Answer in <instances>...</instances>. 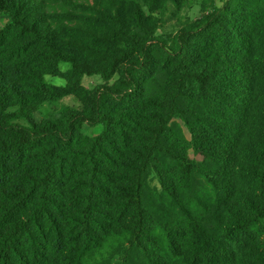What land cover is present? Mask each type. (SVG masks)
<instances>
[{"label":"trees","instance_id":"obj_1","mask_svg":"<svg viewBox=\"0 0 264 264\" xmlns=\"http://www.w3.org/2000/svg\"><path fill=\"white\" fill-rule=\"evenodd\" d=\"M200 1L0 0V264H264V0Z\"/></svg>","mask_w":264,"mask_h":264},{"label":"rangeland","instance_id":"obj_2","mask_svg":"<svg viewBox=\"0 0 264 264\" xmlns=\"http://www.w3.org/2000/svg\"><path fill=\"white\" fill-rule=\"evenodd\" d=\"M212 1L214 3V6L222 7L227 0H212ZM201 7H202V3L200 0H188L187 5L179 13L174 12L172 7H170L169 11L164 17L169 21L167 27L169 29L171 28L176 29L184 21L197 20L198 18L201 17V12H202ZM4 20L5 19L0 18V22ZM59 67L62 71H65L68 69L69 65L65 63H61ZM45 80L49 84L56 86H62L64 84V81L62 79L54 76H45ZM109 83H111V81L104 82L98 76H84L81 80L82 86L89 89H93L99 85H106V84L109 85ZM65 108L81 110V104L72 96H68L61 100H56V101H46L45 103H43L41 108L33 114V118L37 122L42 121L44 119L55 120L56 118H58L61 111ZM190 155L196 159V156L193 155L192 151H190Z\"/></svg>","mask_w":264,"mask_h":264}]
</instances>
